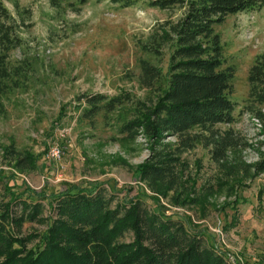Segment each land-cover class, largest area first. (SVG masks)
<instances>
[{
    "label": "rangeland",
    "instance_id": "rangeland-1",
    "mask_svg": "<svg viewBox=\"0 0 264 264\" xmlns=\"http://www.w3.org/2000/svg\"><path fill=\"white\" fill-rule=\"evenodd\" d=\"M0 1L19 39L8 60L24 67L19 86L2 96L0 199L8 193L4 185L14 193L27 186L48 194L68 185L96 183L112 208L145 199L149 209L153 202L144 193H153L135 167L149 157L152 141L141 132L128 137L121 125L132 118L137 100L150 102L157 94L140 82V60L167 69L168 47L157 57L142 45L152 43L151 34L164 20L180 17L183 8L160 9L149 5L151 0H135L129 6L111 0ZM214 31L221 39L224 64L234 67L231 99L235 102L234 121L216 127L236 130L245 142L229 153L225 163L240 171L221 169L197 145L183 157L187 183L195 189L190 198L200 200L177 206L160 199V210L182 220L192 232L201 230L209 244L225 248L229 264H264V173L252 167L247 173L240 169L264 154L260 125L242 107L248 94V69L264 54V1L259 8L227 16L214 25ZM95 93L109 97L124 93L130 101L88 118L83 114L86 103L79 97ZM164 140L174 138L165 135ZM51 145L62 147L60 161L47 158ZM6 147L21 157L29 155L31 166L16 169ZM47 200L42 201L41 219L55 215ZM21 210L20 204L13 206L16 215ZM47 224L24 220L15 233L41 234ZM132 238L126 232L118 241ZM38 243L39 238H34L27 247Z\"/></svg>",
    "mask_w": 264,
    "mask_h": 264
},
{
    "label": "trees",
    "instance_id": "trees-1",
    "mask_svg": "<svg viewBox=\"0 0 264 264\" xmlns=\"http://www.w3.org/2000/svg\"><path fill=\"white\" fill-rule=\"evenodd\" d=\"M79 1L83 4L87 0ZM111 1L129 6L135 0ZM263 1H149V5L160 9L183 8L180 17L164 20L151 34L152 43L142 45L144 51L157 57L168 47L167 69L164 72L163 67L140 60V82L157 94L150 102L137 100L132 118L121 125L128 137L141 132L152 141L149 157L135 170L153 193H144L153 205L148 209L145 199H135L121 209L112 208L104 189L96 183L68 185L48 194L27 186L14 193L4 185L8 193L0 199V264H229L225 248L209 244L201 230L192 232L176 216L162 213L160 199L177 206L200 200L190 198L195 189L187 183L188 166L183 157L197 145L206 149L221 169L234 174L240 171L225 163L229 153L245 142L236 130L216 127L234 121L235 102L231 99L234 67L224 64L221 39L214 25L231 14L259 8ZM8 19V11L0 1V114L2 96L19 86L24 73L20 63L13 65L8 60V52L19 44ZM247 79L248 94L242 107L264 134V54L253 60ZM79 99L86 103L83 114L88 118L130 101L124 93L110 97L95 93ZM165 135L174 141L164 140ZM5 153L15 161L16 169L27 168L33 161L10 147ZM240 167L245 173L251 167L264 173V154L251 165ZM43 200H47L54 216L41 219ZM15 204L22 207L19 215L13 212ZM24 220L48 224L41 234L18 236L15 229ZM126 232L132 233V240L119 242ZM34 238H39V243L27 247Z\"/></svg>",
    "mask_w": 264,
    "mask_h": 264
},
{
    "label": "built area",
    "instance_id": "built-area-1",
    "mask_svg": "<svg viewBox=\"0 0 264 264\" xmlns=\"http://www.w3.org/2000/svg\"><path fill=\"white\" fill-rule=\"evenodd\" d=\"M62 147L58 145H51L47 151V158L53 161H60L62 156Z\"/></svg>",
    "mask_w": 264,
    "mask_h": 264
}]
</instances>
